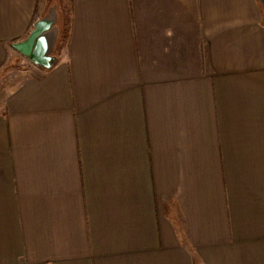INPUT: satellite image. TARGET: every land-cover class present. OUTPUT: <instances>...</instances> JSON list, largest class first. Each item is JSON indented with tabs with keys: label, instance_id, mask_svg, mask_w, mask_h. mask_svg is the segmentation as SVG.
I'll list each match as a JSON object with an SVG mask.
<instances>
[{
	"label": "crops",
	"instance_id": "crops-1",
	"mask_svg": "<svg viewBox=\"0 0 264 264\" xmlns=\"http://www.w3.org/2000/svg\"><path fill=\"white\" fill-rule=\"evenodd\" d=\"M61 1L0 0V264H264L258 0Z\"/></svg>",
	"mask_w": 264,
	"mask_h": 264
},
{
	"label": "water",
	"instance_id": "water-1",
	"mask_svg": "<svg viewBox=\"0 0 264 264\" xmlns=\"http://www.w3.org/2000/svg\"><path fill=\"white\" fill-rule=\"evenodd\" d=\"M264 18V0H258ZM58 6L51 3L46 12L38 17L29 32L11 43V47L41 69H51L59 57L55 53L60 37Z\"/></svg>",
	"mask_w": 264,
	"mask_h": 264
},
{
	"label": "rangeland",
	"instance_id": "rangeland-1",
	"mask_svg": "<svg viewBox=\"0 0 264 264\" xmlns=\"http://www.w3.org/2000/svg\"><path fill=\"white\" fill-rule=\"evenodd\" d=\"M46 3L50 2L51 0H45ZM65 2V1H63ZM59 3H62L61 0H59ZM63 11V9H62ZM63 13L60 12V17L59 18L61 25L64 24V31L61 33V37H60V41L59 44L56 48L55 53L58 55L59 57V61L58 62H62L63 60H66V37H67V32L69 30V17H67L66 19L62 17ZM68 21V23H67ZM32 66V64L25 59L22 55L20 54H13V63H12V72L11 74L14 76H22V72L25 70L26 67H30Z\"/></svg>",
	"mask_w": 264,
	"mask_h": 264
},
{
	"label": "trees",
	"instance_id": "trees-1",
	"mask_svg": "<svg viewBox=\"0 0 264 264\" xmlns=\"http://www.w3.org/2000/svg\"><path fill=\"white\" fill-rule=\"evenodd\" d=\"M37 16H38V15L35 16L34 21L36 20ZM33 23H34V22H32V24H31V26H30V29L32 28Z\"/></svg>",
	"mask_w": 264,
	"mask_h": 264
}]
</instances>
